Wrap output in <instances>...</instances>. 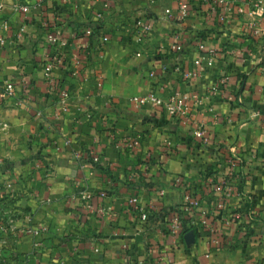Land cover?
Listing matches in <instances>:
<instances>
[{"label": "crops", "instance_id": "0c3cea01", "mask_svg": "<svg viewBox=\"0 0 264 264\" xmlns=\"http://www.w3.org/2000/svg\"><path fill=\"white\" fill-rule=\"evenodd\" d=\"M188 1L189 17L180 21L175 0H0V255L7 261L264 264V36L251 33L264 26V0ZM16 3L31 11L15 12ZM141 18L153 26L147 37L134 27ZM50 27L76 33L78 47L54 71L69 89L66 106L46 94L42 78ZM89 27L110 37L101 50L84 37ZM190 69L198 75L186 80L181 70ZM6 81L14 83L11 98L1 93ZM149 92L164 100L190 92V113L172 119L160 107L131 106ZM114 137L139 145L118 149ZM88 152L100 155L98 165ZM206 170L229 182L230 210L253 202L239 224L211 212L212 236L188 246L189 221L173 234L171 220L186 194L211 211ZM80 186L96 193L92 215L72 197ZM133 197L149 212L145 224L132 212ZM35 226L47 231L35 238Z\"/></svg>", "mask_w": 264, "mask_h": 264}, {"label": "built area", "instance_id": "2783aa9c", "mask_svg": "<svg viewBox=\"0 0 264 264\" xmlns=\"http://www.w3.org/2000/svg\"><path fill=\"white\" fill-rule=\"evenodd\" d=\"M176 9L175 14L178 20L184 21L189 17L190 6L188 0H175ZM1 7V6H0ZM30 4L16 3L13 5L15 12L28 14L31 11ZM260 8L255 11L259 14ZM240 11V10H239ZM166 14L172 15L170 10H166ZM225 10L223 7L220 8L218 16L223 19ZM134 27L137 29V33L142 37H147L152 33L153 26L146 19H137L134 22ZM26 26L23 24L18 31L17 36L23 37L25 35ZM83 35L87 39H91L97 43V48L101 50L110 40V37L106 34L100 33L96 30V27H89L82 31ZM251 33L254 36H264V26H252ZM6 38L0 35V45H4ZM45 43L49 47V52L46 54L43 66H42V78L45 85V92L48 96L56 98L62 106H66L70 98V92L64 82L55 77L54 71L59 67H66L69 52L74 45L78 47L76 33L71 37H66L61 29L57 27H50L47 29L45 36ZM195 65H199V61H195ZM77 72L73 71L75 75ZM181 75L184 79L189 80L198 75L195 70H181ZM219 83L214 84L210 88V95L213 96V92L217 90ZM15 87L12 81H6L2 88V96L4 98H11L15 95ZM193 96L190 92H174L166 100L162 99L155 92H149L146 95L139 97H133L130 99L132 107L139 108L142 106L150 105L152 107H160L170 118H185L190 113V104ZM195 135L199 136L202 140L205 139V131L202 127H198L195 130ZM115 146L122 150H133L138 147L139 140L132 138H113ZM89 159L93 165L100 163V155L94 152H88L86 159ZM234 164V163H233ZM181 183V180H177ZM206 184L210 186L213 193V208L211 211H200L201 199L192 194L185 195V201L179 208V216L174 217L171 221V232L173 234L180 233L181 219L187 218L189 221V228H192L195 234V240L203 239L206 235L214 233L213 227L210 222V214L215 211L222 217L223 220L229 223H241L246 217L245 210L247 205H251L253 201L251 199L243 200L245 203L242 207L230 210L227 206V200L229 196V182L227 180H220L215 176L211 175L206 178ZM163 194V191L160 192ZM73 199L80 202V207L83 209L85 216H89L97 212L95 208L94 199L96 193L90 190L87 186H80L76 193L73 194ZM130 206L132 212L135 214L139 224H145L149 220V212L147 208L139 201L138 197H133L130 200ZM31 233L36 238L37 236L47 231L46 227L35 226L31 227ZM211 238V241L217 245L219 240L217 238ZM34 247L39 249L42 247L40 240L34 241ZM139 264L143 263V260L138 261Z\"/></svg>", "mask_w": 264, "mask_h": 264}, {"label": "water", "instance_id": "95a60500", "mask_svg": "<svg viewBox=\"0 0 264 264\" xmlns=\"http://www.w3.org/2000/svg\"><path fill=\"white\" fill-rule=\"evenodd\" d=\"M184 240H185V242H186V244L188 246H190L191 244H194V242H195V234H194V231L190 230L187 233H185Z\"/></svg>", "mask_w": 264, "mask_h": 264}, {"label": "rangeland", "instance_id": "374dc122", "mask_svg": "<svg viewBox=\"0 0 264 264\" xmlns=\"http://www.w3.org/2000/svg\"><path fill=\"white\" fill-rule=\"evenodd\" d=\"M4 244L0 242V249H4ZM7 257H4L3 255H0V264H4V263H7V264H12L10 263L9 261H7Z\"/></svg>", "mask_w": 264, "mask_h": 264}, {"label": "trees", "instance_id": "16d2710c", "mask_svg": "<svg viewBox=\"0 0 264 264\" xmlns=\"http://www.w3.org/2000/svg\"><path fill=\"white\" fill-rule=\"evenodd\" d=\"M205 175L208 177V176H211V175H213L211 172H208L207 170L205 171ZM246 207H248V206H246ZM248 209V208H247ZM247 211V210H246ZM245 212V211H244ZM190 230H192V228H188L186 231H190Z\"/></svg>", "mask_w": 264, "mask_h": 264}]
</instances>
